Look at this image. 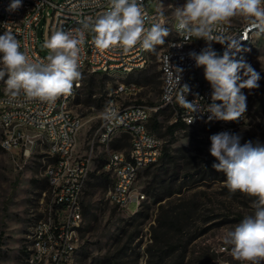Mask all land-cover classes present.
I'll use <instances>...</instances> for the list:
<instances>
[{"label":"built area","instance_id":"2783aa9c","mask_svg":"<svg viewBox=\"0 0 264 264\" xmlns=\"http://www.w3.org/2000/svg\"><path fill=\"white\" fill-rule=\"evenodd\" d=\"M148 0H142L149 17L158 18L164 25L165 17L158 16V4L149 12ZM12 0H0V30L11 31L33 62L47 60L50 52L44 48V35L38 31L48 22V38L53 30L65 32L75 29L84 31L80 48L81 73L104 74L117 80L104 99V108H113L116 116L111 121L102 118L92 131L87 148L80 151L78 136L83 127V118L73 112L72 103L81 86V79L74 82L70 96L58 97L49 104L28 100L23 95L10 99L6 86L0 87V146L9 153L24 158L39 148L44 152V180L46 189L38 205V217L31 223L26 235L24 264H75L81 246L80 229L83 220L82 196L95 160L101 163L100 172L110 182L108 201L119 210L137 207L145 194L138 187L140 175L156 164L162 152V140L151 130L150 119L160 109L172 113V123L182 122L186 127H214L219 132L232 133L248 122V105L237 121L208 120L210 113H191L178 102L179 89L185 84L190 91L189 102H198L203 110L211 103L212 89L204 78L203 67H196L189 52L199 53L206 47L203 39L185 40L176 28L175 19L170 25L173 37L168 39L158 55L161 80L157 105L124 104L121 99L139 91L137 83L126 82L129 75L145 69L150 62V52L134 47L128 52L119 48L98 50L93 44L94 33L85 29L88 18L95 19L108 10L110 0H22V7L10 12ZM157 3V2H156ZM150 26L146 24V27ZM226 34L240 38L242 51L236 59L247 61L258 38L264 37L248 30L246 23L223 25ZM177 47V45H181ZM218 55L224 46L213 43ZM44 50L47 52L44 53ZM169 64L183 69L178 88L171 87L166 68ZM219 103V102H217ZM193 117V122L190 121ZM264 144V142H261Z\"/></svg>","mask_w":264,"mask_h":264},{"label":"rangeland","instance_id":"374dc122","mask_svg":"<svg viewBox=\"0 0 264 264\" xmlns=\"http://www.w3.org/2000/svg\"><path fill=\"white\" fill-rule=\"evenodd\" d=\"M157 2V3H156ZM161 2L165 25L170 30L174 20L172 8L186 0H148L149 12ZM230 24L246 23L233 18ZM48 39V22L38 31ZM0 34L3 32L0 30ZM173 37L165 38V43ZM163 45L150 52V62L126 82L138 84L139 91L121 99L124 104H158L160 74L158 55ZM44 53L47 52L44 50ZM260 73L258 89L242 90L247 95L248 122L232 133L241 136V144L264 142V37L246 61ZM7 76L5 77V80ZM117 80L104 74L83 72L81 86L72 103V110L83 118L78 136L80 151L87 148L92 131L99 125L107 91ZM0 80V87H4ZM158 128L154 133L162 140L167 156L140 175L138 187L145 199L137 207L119 210L108 201L110 182L100 172L101 163L91 166L82 196L83 220L81 246L75 264H241L230 255V245L223 235L245 216L254 213L256 197L239 191L231 193L224 184L226 176L212 165L218 163L210 155L214 127H186L167 133L172 113L160 109L156 114ZM2 135L0 132V139ZM43 151L36 148L24 158L0 146V264H24L26 235L38 217V205L45 190ZM177 216L178 223L162 225L163 216ZM264 264V261H261Z\"/></svg>","mask_w":264,"mask_h":264},{"label":"clouds","instance_id":"9594fccd","mask_svg":"<svg viewBox=\"0 0 264 264\" xmlns=\"http://www.w3.org/2000/svg\"><path fill=\"white\" fill-rule=\"evenodd\" d=\"M22 7V0H12L9 11ZM161 2L158 16H164ZM176 21L178 32L189 40L203 39L206 47L199 53L189 52L196 67H203L204 78L212 89L211 103L203 110L198 102L186 99L188 85L180 87L178 102L191 113H210L208 120L237 121L247 110V95L242 91L260 87L261 75L251 64L237 60L242 51L241 39L226 34L223 25L233 18H242L254 34H264V0H186L182 6L168 5ZM146 24L150 26L146 27ZM84 28L94 33L93 44L98 50L119 48L128 52L136 46L155 51L165 44L170 30L158 19L147 15L142 0H110L108 10L95 19L88 18ZM84 31L65 32L53 30L44 41L48 49L46 62H33L11 31L0 34V80H4L10 99L23 95L28 100L53 103L60 96H70L74 82L82 78L79 71L80 48ZM213 43L224 46L222 55ZM177 45V47H181ZM169 64V59H166ZM183 69L170 65L166 68L171 87L178 88ZM7 79L5 80V77ZM219 102V103H217ZM116 112L106 108L102 118L111 121ZM193 122V117L189 124ZM209 152L218 163L212 167L226 176L224 184L231 193L237 191L256 197L254 213L245 216L234 228L223 235V243L230 245V255L241 264H261L264 261V144L247 141L241 144V136L229 132L212 134Z\"/></svg>","mask_w":264,"mask_h":264},{"label":"trees","instance_id":"16d2710c","mask_svg":"<svg viewBox=\"0 0 264 264\" xmlns=\"http://www.w3.org/2000/svg\"><path fill=\"white\" fill-rule=\"evenodd\" d=\"M92 75H96V74H92ZM150 128H151V130L154 132V131H156L157 130V128H158V123H157V118H156V114L155 115H153L152 117H151V119H150ZM183 128H186V126L182 123V122H180V121H177V122H175V123H172L171 125H169L168 127H167V133L170 135V136H172L173 135V133H174V131H176L177 129H183ZM167 156V154H166V150L165 149H162V152H161V156H160V158H164V157H166ZM159 158V159H160ZM216 161V160H215ZM218 162V161H217ZM45 181V180H44ZM45 186H46V182H45ZM46 189V188H45ZM163 223H162V225L165 227L166 225H168L169 223L170 224H176V223H178V218H177V216H175V215H172V214H165L164 216H163V221H162ZM24 253H25V251H24Z\"/></svg>","mask_w":264,"mask_h":264},{"label":"bare ground","instance_id":"6f19581e","mask_svg":"<svg viewBox=\"0 0 264 264\" xmlns=\"http://www.w3.org/2000/svg\"><path fill=\"white\" fill-rule=\"evenodd\" d=\"M158 8H160V7L158 6Z\"/></svg>","mask_w":264,"mask_h":264}]
</instances>
